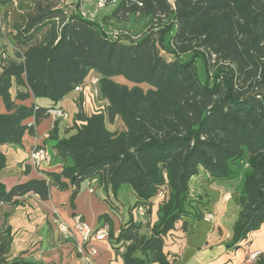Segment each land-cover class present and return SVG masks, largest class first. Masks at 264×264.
Wrapping results in <instances>:
<instances>
[{
    "label": "trees",
    "instance_id": "1",
    "mask_svg": "<svg viewBox=\"0 0 264 264\" xmlns=\"http://www.w3.org/2000/svg\"><path fill=\"white\" fill-rule=\"evenodd\" d=\"M105 1L116 3L105 20L147 18L151 28L137 39L110 37L93 18L68 15L61 0H35L13 24L10 48L0 44V145L21 143L55 107L21 101L33 96L57 103L87 84L92 72L98 79L97 107L88 114L79 101L73 132L61 137L58 122L50 132L58 155L71 160L62 170L8 189L0 152V205H17L29 194L47 200L52 186H72L73 202L87 180L114 194L130 184L132 208L143 205L152 215L157 203V220L131 218L114 233L103 215L111 243L125 248L124 264H171L180 253L167 249L168 238L187 230L186 218L198 203L192 178L204 169L213 180H230L242 169L233 235V243L240 242L264 223V93H256L264 90V0ZM188 53L192 59H181ZM197 57L206 66L205 83ZM12 241L9 228L0 234V264H40L10 260ZM254 264H264V254Z\"/></svg>",
    "mask_w": 264,
    "mask_h": 264
},
{
    "label": "crops",
    "instance_id": "2",
    "mask_svg": "<svg viewBox=\"0 0 264 264\" xmlns=\"http://www.w3.org/2000/svg\"><path fill=\"white\" fill-rule=\"evenodd\" d=\"M78 1H80L79 6H77ZM78 1L61 0V6H66L68 15L81 11L94 14L93 19L100 22L107 30H112L113 26L121 24L112 20H101L96 15L98 3L94 5L91 2L89 9H85V0ZM34 2L35 0H14L8 3L0 1V14L7 17L11 27L9 37L15 33L13 24L20 20L26 10L34 6ZM1 43L3 44L1 49L10 48V42L6 37L0 39ZM5 55L3 53V56ZM92 75L93 77L82 90L72 91L57 103L46 97L33 96L21 101L27 104L35 102L45 107H61L69 113L70 118L65 121L49 114L35 126L34 134L29 132L24 134L21 143L0 145V152L5 154L7 160V167L1 173V181L8 189L31 178H44L45 171H60L65 164L71 163L70 159L64 161L58 155L54 147L56 140L50 138V132L56 122L61 137L73 132L70 128L80 110L79 101L88 114L97 107L93 92L94 85L90 83V80L95 78V74ZM103 102L99 100L98 104ZM27 122L33 123L34 118H29ZM115 123L110 122L109 127L114 129ZM38 146L48 149L52 156L50 163L44 162L39 166L31 163L30 152ZM224 181L229 180H213L204 169L192 178L191 194L198 203L195 208L191 207L192 214L186 218L187 230H180L179 236L168 238L167 249L180 253L178 259L171 264H254L255 262L248 259L249 254L257 250H261L264 254V223L258 230L249 233L245 239L233 243L234 226L239 218L241 205L239 197H236L237 200L232 203L234 197L230 193H225L222 199H217L218 192L212 190V185ZM124 189L126 188L122 185L118 193L114 194L109 186L94 179L82 183L73 202L71 201L72 186L67 189L52 186L47 200L29 194L22 197L17 205L1 204L0 234L9 228L13 236L9 259L21 258L40 264H124L122 253L125 248L116 250L109 236L103 240L91 237L85 241L80 233L72 231L67 235L60 228V225L73 228L75 216L79 214L97 229L106 222L102 217L105 215L110 219L113 232L118 233L123 223L131 218L135 220L134 208H132L134 204L130 203L128 206L130 213L127 215ZM134 199L136 201V197ZM156 211L157 203L151 215L152 222L157 220ZM206 212L215 215L213 223L203 220L202 217ZM140 221H142L141 217ZM142 230H145V227ZM87 257L90 261H87Z\"/></svg>",
    "mask_w": 264,
    "mask_h": 264
},
{
    "label": "rangeland",
    "instance_id": "3",
    "mask_svg": "<svg viewBox=\"0 0 264 264\" xmlns=\"http://www.w3.org/2000/svg\"><path fill=\"white\" fill-rule=\"evenodd\" d=\"M72 1L73 0H71V2ZM98 1L99 0H85V9H89L91 2H93V4L95 5L98 3ZM100 1L104 2V6L98 8L96 15L102 20L112 12L116 3L115 2L107 3L105 0H100ZM170 1L173 2V0H170ZM0 24H1L0 34L3 37L8 38L10 34L9 29L11 27L7 21V17H5V15L3 14H0ZM150 26L151 25L147 22V18L138 19L135 16H132L129 21L123 22L119 25H115L113 26L114 28H112V30L106 29V31L108 33V36L110 37H113V33L117 32L116 38L120 37V38L125 39V38L130 37L132 39H137L142 33L148 31L151 28ZM110 31H113V32H110ZM175 32H176V26H174L172 31L166 35L165 40H164V45L170 46V37L174 35ZM162 52L166 58L168 59L174 58V56L170 54L169 52H167L166 50H162ZM192 57H193V54L188 53V54L182 55L181 59L188 60V59H192ZM196 65L198 69L199 78L203 83H205L207 81L208 74L206 71V66L204 64V61L201 57L196 58ZM212 78L213 77L210 75L211 80ZM115 79L121 83L129 84V85L131 84L123 76H117ZM144 86L146 87V85ZM243 179H244V171L241 169L239 174L236 177L230 179L229 181L213 183L212 190H214L215 192L216 191L218 192L217 199H222L225 193H230L234 197V200L232 201V203H235V201L237 200L236 197H239L241 195ZM123 188H126L124 189L125 192L123 193V196H124L125 205L127 206L126 209H128V206L130 205V203H132L133 205L135 201L133 188L130 184H124ZM128 210L126 211L127 215L130 213V210L129 211ZM134 217H135V221L137 222L140 221V216H139L137 207L134 208ZM147 220L148 221L151 220L150 214L147 215Z\"/></svg>",
    "mask_w": 264,
    "mask_h": 264
},
{
    "label": "built area",
    "instance_id": "4",
    "mask_svg": "<svg viewBox=\"0 0 264 264\" xmlns=\"http://www.w3.org/2000/svg\"><path fill=\"white\" fill-rule=\"evenodd\" d=\"M103 6H104V2L99 1L98 8ZM81 14L89 18L95 17L94 14H89L88 12L85 11H81ZM116 35L117 32H114L113 37L116 38ZM97 82L98 79L96 77L90 80V83L94 85L93 92L95 97H98ZM85 85L86 84L77 86L75 90H82ZM49 113L54 115L56 118H61L65 121H68L70 118L69 113L61 107H53L49 110ZM29 159L33 165L39 166L41 163L44 162L50 163L52 161V156L46 147L38 146L31 150ZM137 208H138V213L142 219V222H147V208L143 205L138 206ZM202 218L207 223H213L215 221V215L212 212H206ZM60 228L67 235L72 233V231H76L80 233L85 241L90 239L91 237H95L96 239L103 240L107 236H109V232H110L109 222L106 221L99 228L95 229L89 223H87L79 214L75 216V224L73 228L67 225H60ZM261 255H263V252L261 250H257L250 253L248 259L251 262H255ZM87 261H90L89 257H87Z\"/></svg>",
    "mask_w": 264,
    "mask_h": 264
},
{
    "label": "water",
    "instance_id": "5",
    "mask_svg": "<svg viewBox=\"0 0 264 264\" xmlns=\"http://www.w3.org/2000/svg\"><path fill=\"white\" fill-rule=\"evenodd\" d=\"M256 93H264V90L263 89L262 90H259Z\"/></svg>",
    "mask_w": 264,
    "mask_h": 264
}]
</instances>
